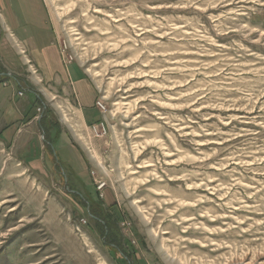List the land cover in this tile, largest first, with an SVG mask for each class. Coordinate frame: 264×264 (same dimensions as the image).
Wrapping results in <instances>:
<instances>
[{"label": "rangeland", "instance_id": "rangeland-1", "mask_svg": "<svg viewBox=\"0 0 264 264\" xmlns=\"http://www.w3.org/2000/svg\"><path fill=\"white\" fill-rule=\"evenodd\" d=\"M45 1L69 74L108 110L88 120L68 84L38 91L11 33L45 147L72 145L83 172L55 156L52 177H20L0 150V264H123L106 213L129 264H264V0Z\"/></svg>", "mask_w": 264, "mask_h": 264}, {"label": "crops", "instance_id": "crops-1", "mask_svg": "<svg viewBox=\"0 0 264 264\" xmlns=\"http://www.w3.org/2000/svg\"><path fill=\"white\" fill-rule=\"evenodd\" d=\"M11 33L27 48V55L37 67L40 76L37 82L45 85L41 89L37 88L38 91L46 90L45 87L54 83L62 88L68 84L76 94L74 103L90 120L89 116L94 115L91 110L96 107L94 89H91L88 76L78 64L75 65L81 70V76L74 80L69 74L68 64L61 60L54 46V33L45 0H0V150L13 155L16 153L15 160L25 169L17 176L22 177L29 172L36 177L43 175L50 178L56 170L57 164L53 157L57 158V154L52 155L45 147L42 128L44 112H38L39 95L36 89L29 88L32 84L26 75L27 67L15 47ZM25 90L31 91L33 97H25ZM21 91H24L23 95H20ZM46 118H51V115ZM52 136L51 141L55 138ZM55 140L58 142L60 137ZM70 146L62 148L65 169L70 165L74 170L83 172L76 159L75 149ZM12 154L3 161L4 171L11 165ZM56 161L61 165L58 158ZM65 169L61 172H66Z\"/></svg>", "mask_w": 264, "mask_h": 264}, {"label": "trees", "instance_id": "trees-1", "mask_svg": "<svg viewBox=\"0 0 264 264\" xmlns=\"http://www.w3.org/2000/svg\"><path fill=\"white\" fill-rule=\"evenodd\" d=\"M47 113L45 112L44 113V115H43V117L46 115ZM43 119V118H42ZM57 158L59 159V161L61 162V164L63 163V161L61 160V158L59 157V155H57ZM53 160L55 161V156H54V158H53ZM56 162V161H55ZM59 168L61 169V170H63L64 168L62 167V166H59ZM61 170H59V172L61 171ZM72 170H73V172L75 171L74 170V168L72 167ZM65 171H67L66 169H65ZM66 173V172H65ZM76 179L78 180V182L79 183H84V185L85 186H83V188H85V190H86V192H87V195H89L90 196V192H89V190H88V188H86L87 187V184L85 183V181H84V179L81 177V175L80 174H77L76 173ZM72 184V182H71V178H70V176H69V180H68V185L69 184ZM86 198H88V197H86ZM88 202H90V201H88ZM99 216H101L102 217V219L106 222V227H108V230H109V232L106 234L105 233V237L111 242V244H108V241H107V243L106 244H108L109 246H111L112 248H111V251H113V253H115V252H118L119 253V257L121 258V262L123 263V264H129V258L127 259L126 257H128L129 255H128V251H127V249L125 248L126 246V244H125V242H124V240H122V238L120 237V234L118 233V232H116V229H117V217L116 216H110L109 214H105V216L104 215H102V214H99ZM97 226H98V228L100 229H103L105 226H104V224H103V222H97ZM115 244H117L118 245V247H120L121 248V250L123 251V252H119L116 248H115ZM116 245V246H117Z\"/></svg>", "mask_w": 264, "mask_h": 264}, {"label": "built area", "instance_id": "built-area-1", "mask_svg": "<svg viewBox=\"0 0 264 264\" xmlns=\"http://www.w3.org/2000/svg\"><path fill=\"white\" fill-rule=\"evenodd\" d=\"M23 91L20 92V95H23ZM96 103H97V106L100 107L101 110H103L104 112H106L108 109L106 107V105L104 103H102L99 99L96 100ZM99 126V125H98ZM101 128H102V131H104V133H106L105 131V125H103V123L101 124ZM104 184H99L98 187L99 188H102ZM83 222L85 223V221L83 220Z\"/></svg>", "mask_w": 264, "mask_h": 264}, {"label": "flooded vegetation", "instance_id": "flooded-vegetation-1", "mask_svg": "<svg viewBox=\"0 0 264 264\" xmlns=\"http://www.w3.org/2000/svg\"><path fill=\"white\" fill-rule=\"evenodd\" d=\"M57 165H58V163H56ZM57 172H59V171H57ZM73 173H75V172H73ZM77 173V172H76ZM58 174H60V175H62L63 176V174L64 175H67L65 172H59ZM78 174V173H77ZM67 182H68V180L66 179V177H65V183L67 184Z\"/></svg>", "mask_w": 264, "mask_h": 264}]
</instances>
